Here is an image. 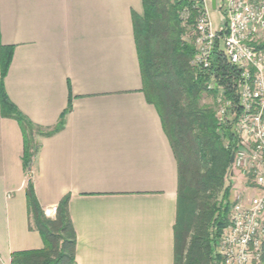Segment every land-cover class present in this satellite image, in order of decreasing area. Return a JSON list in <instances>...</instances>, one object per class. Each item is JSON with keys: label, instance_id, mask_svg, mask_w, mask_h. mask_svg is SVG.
Wrapping results in <instances>:
<instances>
[{"label": "crops", "instance_id": "1", "mask_svg": "<svg viewBox=\"0 0 264 264\" xmlns=\"http://www.w3.org/2000/svg\"><path fill=\"white\" fill-rule=\"evenodd\" d=\"M142 16V0H0L11 103L48 130L71 101L61 131L30 137L29 175L48 218L69 195L75 264H173L177 166L142 91ZM23 147L19 125L0 116V264L42 248L28 227Z\"/></svg>", "mask_w": 264, "mask_h": 264}, {"label": "trees", "instance_id": "2", "mask_svg": "<svg viewBox=\"0 0 264 264\" xmlns=\"http://www.w3.org/2000/svg\"><path fill=\"white\" fill-rule=\"evenodd\" d=\"M142 4L143 16L134 20L142 91L159 114L177 166L173 264H218L215 247L228 225L232 207L231 183L226 185L225 181L231 173L230 156L237 140L230 126L217 119L216 91L207 86L210 81L224 86L226 97L233 100L229 89L238 73L217 50L212 54L209 74L192 67L194 48L183 41L197 16L189 0H142ZM13 49L0 44V116L16 121L24 135L22 165L28 177V227L40 235L42 248L12 253L10 264H75L76 235L68 211L69 195L57 204L54 217L48 218L29 175L37 150L30 137L34 130L43 137L61 131L71 101L53 128L41 130L33 126L4 90ZM204 96L213 104H203Z\"/></svg>", "mask_w": 264, "mask_h": 264}, {"label": "built area", "instance_id": "3", "mask_svg": "<svg viewBox=\"0 0 264 264\" xmlns=\"http://www.w3.org/2000/svg\"><path fill=\"white\" fill-rule=\"evenodd\" d=\"M197 12L191 65L209 74L212 54L219 51L238 75L231 81L233 100L222 85L216 91L215 114L230 126L237 143L232 170L250 178L253 192L245 201L235 198L215 247L218 264H263L264 240V0H215L221 26L215 30L207 0H189ZM213 80V79H212Z\"/></svg>", "mask_w": 264, "mask_h": 264}, {"label": "rangeland", "instance_id": "4", "mask_svg": "<svg viewBox=\"0 0 264 264\" xmlns=\"http://www.w3.org/2000/svg\"><path fill=\"white\" fill-rule=\"evenodd\" d=\"M208 1V14L210 21L212 23V26L215 30H217L221 26V21L218 13L215 9H212L211 6V0ZM218 3L219 0H216ZM183 21L185 20V16H182ZM194 29V25L188 28L186 31V34L183 36V41L190 43L193 47V35L192 30ZM262 40H264V34L261 36ZM194 48V47H193ZM202 103L206 105H212L213 100L211 98H208L206 96L203 97ZM36 130H34L33 135H36ZM231 183V191L229 196V202L232 204L234 202L235 198L239 197L240 200L245 201L250 195H252L253 190V183L250 178H247L243 176L240 172L237 170H232L230 175L226 178L225 184L228 185ZM230 214V211H229ZM229 217V216H228Z\"/></svg>", "mask_w": 264, "mask_h": 264}, {"label": "water", "instance_id": "5", "mask_svg": "<svg viewBox=\"0 0 264 264\" xmlns=\"http://www.w3.org/2000/svg\"><path fill=\"white\" fill-rule=\"evenodd\" d=\"M211 6H212V9L215 8V0H211ZM233 161V155L230 156V162L232 163Z\"/></svg>", "mask_w": 264, "mask_h": 264}]
</instances>
